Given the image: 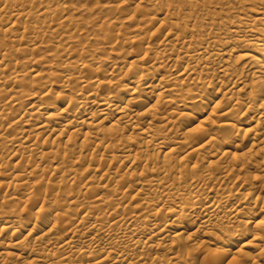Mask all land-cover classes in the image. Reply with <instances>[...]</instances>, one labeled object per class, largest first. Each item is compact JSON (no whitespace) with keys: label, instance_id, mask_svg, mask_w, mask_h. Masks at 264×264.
<instances>
[{"label":"bare ground","instance_id":"obj_1","mask_svg":"<svg viewBox=\"0 0 264 264\" xmlns=\"http://www.w3.org/2000/svg\"><path fill=\"white\" fill-rule=\"evenodd\" d=\"M196 249L264 262V0H0V264Z\"/></svg>","mask_w":264,"mask_h":264},{"label":"rangeland","instance_id":"obj_2","mask_svg":"<svg viewBox=\"0 0 264 264\" xmlns=\"http://www.w3.org/2000/svg\"><path fill=\"white\" fill-rule=\"evenodd\" d=\"M91 7V6H90ZM91 10H88L87 9V11L85 12V17L86 16H90V15H92L91 14ZM94 13V12H93ZM91 29H93V28H91ZM91 43H93V42H91ZM94 44V43H93ZM207 115V114H206ZM206 115H203V117H201V118H199V121H197L196 122V124L198 125L199 123L198 122H200L201 120H202V118L204 119L205 117H206ZM205 116V117H204ZM201 119V120H200ZM173 166H175V164L173 165ZM188 176H189V174H187ZM19 182H21V181H18V184H19ZM237 243H240L241 241L240 240H237L236 241ZM217 242H215V240H212V239H209V240H207V243H205L204 244V246L202 245L201 247H200V249L201 250H204V248L205 247H207V248H216V247H220V246H222V245H220L219 243H217ZM203 248V249H202ZM193 248L191 249V253L193 252ZM197 250V249H196ZM201 250H197V251H194V252H196V253H193L192 255H191V257L189 258V260L191 261V262H193V260L192 259H195L194 261H196V262H199V263H201V264H206L207 263V258H206V256H205V254L203 255L201 252ZM259 264H264V262H263V259L262 260H260L259 261Z\"/></svg>","mask_w":264,"mask_h":264}]
</instances>
